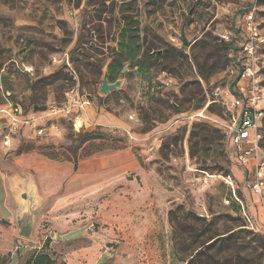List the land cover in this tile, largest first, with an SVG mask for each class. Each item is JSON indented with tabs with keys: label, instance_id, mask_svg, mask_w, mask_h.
I'll list each match as a JSON object with an SVG mask.
<instances>
[{
	"label": "rangeland",
	"instance_id": "rangeland-1",
	"mask_svg": "<svg viewBox=\"0 0 264 264\" xmlns=\"http://www.w3.org/2000/svg\"><path fill=\"white\" fill-rule=\"evenodd\" d=\"M253 9L264 36V0H0V103H7L5 95L31 111L70 93L92 97L85 124L57 122L43 136L23 126L10 147L0 132V161L14 200L23 190L17 175L34 177L22 170L23 159L36 155L82 161L142 138L152 175L140 185L149 184L147 201L132 203L134 194H122L125 202L113 214L109 194L68 200L60 190L42 208L34 239L23 240L21 253L28 252L0 264H24L36 251L57 264H187L212 238L218 240L203 256L206 264H264V198L244 187L249 173L228 156L222 131L232 85L224 44L239 45L242 17ZM182 30L192 42L188 48ZM123 35L136 41L125 51L136 59L123 64L128 70H120V88L103 95L104 71ZM12 60L32 65L35 74H23ZM258 65L264 86V47ZM3 68L12 76L5 78ZM96 114L115 116L127 129L87 143L86 133L104 129L96 126ZM4 123L0 119V129ZM204 131L215 143L203 151L200 141L192 156L191 142L198 140L192 135ZM102 231L110 233L106 242ZM233 232L239 248L222 239Z\"/></svg>",
	"mask_w": 264,
	"mask_h": 264
},
{
	"label": "built area",
	"instance_id": "built-area-1",
	"mask_svg": "<svg viewBox=\"0 0 264 264\" xmlns=\"http://www.w3.org/2000/svg\"><path fill=\"white\" fill-rule=\"evenodd\" d=\"M254 12V9L249 10L243 15L237 53L230 54L227 72L235 85L227 90L228 114L222 131L230 159L249 173L244 187L257 197L264 198V86L258 65L264 36L255 23ZM14 63L22 73L30 76L35 74L33 66L24 63L19 65L17 61ZM2 73H7L6 68ZM85 97L70 93L62 102L52 100L44 110L29 113L20 105L9 103L7 108L0 110V115L5 119L0 129L3 145L10 147L12 135L17 134L23 126H30L36 136H43L57 122L85 124L88 109L92 105Z\"/></svg>",
	"mask_w": 264,
	"mask_h": 264
},
{
	"label": "crops",
	"instance_id": "crops-1",
	"mask_svg": "<svg viewBox=\"0 0 264 264\" xmlns=\"http://www.w3.org/2000/svg\"><path fill=\"white\" fill-rule=\"evenodd\" d=\"M14 61L16 60H12V62ZM5 76L9 77L7 73ZM31 91L32 88L28 87L27 94L31 95ZM9 93L6 92L7 95ZM3 98L7 103H0V110L7 108L9 103H12L8 98H5V95H3ZM52 100L54 99H49L47 104ZM0 119H4L3 115H0ZM94 120L96 126L104 128L103 131L127 129L123 120L109 114H96ZM145 145L142 138H134L131 145L125 149L94 156L82 161L78 160L77 162L71 160L57 162L36 155V158L32 160L24 158L21 168L34 174L39 193L45 200L60 194L59 192L62 189L63 195L68 200L81 196L85 197L84 201H98L101 196L109 194L111 195L109 196L111 198L109 203H112L113 214L117 212L116 204L118 203L119 205L125 202L120 198L122 194H134L135 200L132 199L130 201L132 203H139L142 199H144V203L147 201L145 198L150 191L149 184L145 189L140 188L143 181H149L152 176L149 173L150 166L148 165L149 151ZM53 179L60 182L56 187L51 184ZM13 188L12 179L4 171L0 161V258L12 255L13 259L16 252L20 255L28 252L27 250L23 254L21 253L26 243H24V239L17 235L14 217L16 203L14 200L15 194L12 192ZM41 191L45 196L41 194ZM135 193H138V195ZM123 199L129 201L128 199ZM151 205L152 201L149 202V207ZM109 234L108 231L106 233L102 231V236H99V239L106 242V240L110 239L108 237ZM95 242L99 248L103 246L97 239Z\"/></svg>",
	"mask_w": 264,
	"mask_h": 264
},
{
	"label": "trees",
	"instance_id": "trees-1",
	"mask_svg": "<svg viewBox=\"0 0 264 264\" xmlns=\"http://www.w3.org/2000/svg\"><path fill=\"white\" fill-rule=\"evenodd\" d=\"M125 30V29H124ZM127 30V29H126ZM129 39V41H128ZM135 40L133 38H129L127 35H123L122 40H120V42L118 43V53H117V57H112L109 60V64L107 66V71H108V80L110 83H115L118 80V76L120 74V70L123 69V64L125 62L131 61L136 59V54H132V53H125L126 50H129L130 46H132L133 44H135ZM140 49V48H139ZM224 49L226 50V58H227V67H228V63L230 60V54L233 52V54L237 53V46H235L234 43H228V44H224ZM103 69V68H102ZM8 76H10L11 74L9 73V71H7ZM5 78H7V76H5ZM47 80V79H46ZM235 82L232 81V86L234 87ZM46 108V107H45ZM44 108V109H45ZM42 109V110H44ZM42 110H31V111H27L25 110L27 113L29 112H38V111H42ZM215 132H219L218 130H215ZM108 138H110V135H108L107 133H105V131H99V132H90V133H86L85 136V142L89 143L92 141H97V140H107ZM198 138L197 142L192 141L191 142V146H190V151H191V155L195 156L197 154V150L198 147L200 145V141L203 145V151L206 150V146L212 145L215 143L216 137L212 136H207L206 135V131H204L202 133V135L196 136L195 134L192 135V140ZM126 147H113L112 149H114V151H119L122 149H125ZM227 153L229 156V151L227 149ZM52 160H54L55 158H51ZM66 160H70V159H64ZM75 162H77V159H74ZM238 210V209H237ZM196 220H199L198 217L196 216ZM235 238H236V232H233L231 234H229L226 237H223L222 239L224 240V242H229V243H236L237 242V247L238 245V241L235 242ZM215 238H212L213 242L210 243L209 245H207L206 249L200 250V251H196V254L192 257L191 260H189L187 262V264H193L194 260L196 259V264H202V262H205L203 259V256L211 251L214 246L216 245L215 242L218 240H214ZM262 242V250L264 252V240L260 239ZM225 245V244H224ZM236 245V244H235ZM239 248V247H238ZM1 259V258H0ZM240 259V258H239ZM24 264H57V261L55 259H53V257L49 254L46 253L45 251H36L34 252L29 258H27V260L24 262Z\"/></svg>",
	"mask_w": 264,
	"mask_h": 264
},
{
	"label": "water",
	"instance_id": "water-1",
	"mask_svg": "<svg viewBox=\"0 0 264 264\" xmlns=\"http://www.w3.org/2000/svg\"><path fill=\"white\" fill-rule=\"evenodd\" d=\"M181 41L184 47L188 48L192 45V42L187 40L185 31L181 32ZM127 67H124L122 73L127 71ZM122 84L121 80L115 83H110L108 80V71H104V75L101 81L100 93L107 95L120 88ZM91 101V96L85 97ZM17 185L22 187V191L18 199H15L16 207L14 210L15 223L17 228V235L24 240H33L35 236L36 225L42 208L46 205V201L39 193L38 186L34 177L23 178L20 175L16 177Z\"/></svg>",
	"mask_w": 264,
	"mask_h": 264
}]
</instances>
